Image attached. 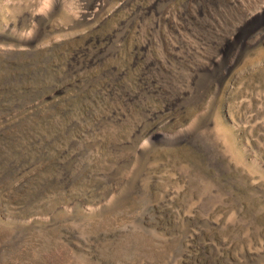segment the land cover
<instances>
[{
  "label": "rangeland",
  "instance_id": "obj_1",
  "mask_svg": "<svg viewBox=\"0 0 264 264\" xmlns=\"http://www.w3.org/2000/svg\"><path fill=\"white\" fill-rule=\"evenodd\" d=\"M35 6L0 0V264H264V0Z\"/></svg>",
  "mask_w": 264,
  "mask_h": 264
},
{
  "label": "clouds",
  "instance_id": "obj_2",
  "mask_svg": "<svg viewBox=\"0 0 264 264\" xmlns=\"http://www.w3.org/2000/svg\"><path fill=\"white\" fill-rule=\"evenodd\" d=\"M34 15L47 17L54 9L55 0H35ZM38 33V25L33 24L28 28L23 30L22 38L28 41L35 39ZM150 146V139H145L141 143L142 148H147Z\"/></svg>",
  "mask_w": 264,
  "mask_h": 264
},
{
  "label": "bare ground",
  "instance_id": "obj_3",
  "mask_svg": "<svg viewBox=\"0 0 264 264\" xmlns=\"http://www.w3.org/2000/svg\"><path fill=\"white\" fill-rule=\"evenodd\" d=\"M201 2L203 5V9L206 8V6L209 8V6L215 5V8H210V11H212L214 14H216L222 19L226 17L225 15L230 18L232 17L233 13L239 11L238 6L236 5L238 4V2L240 3V0H201ZM237 38L235 39L237 40Z\"/></svg>",
  "mask_w": 264,
  "mask_h": 264
}]
</instances>
